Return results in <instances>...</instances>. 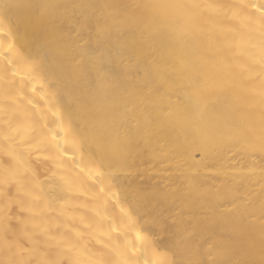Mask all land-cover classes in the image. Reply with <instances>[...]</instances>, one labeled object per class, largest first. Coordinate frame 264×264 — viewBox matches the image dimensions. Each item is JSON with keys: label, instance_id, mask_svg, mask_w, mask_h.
<instances>
[{"label": "bare ground", "instance_id": "6f19581e", "mask_svg": "<svg viewBox=\"0 0 264 264\" xmlns=\"http://www.w3.org/2000/svg\"><path fill=\"white\" fill-rule=\"evenodd\" d=\"M0 264H264V0H0Z\"/></svg>", "mask_w": 264, "mask_h": 264}, {"label": "rangeland", "instance_id": "374dc122", "mask_svg": "<svg viewBox=\"0 0 264 264\" xmlns=\"http://www.w3.org/2000/svg\"><path fill=\"white\" fill-rule=\"evenodd\" d=\"M103 16H104V15H100V17H103ZM81 20H83V19H81ZM84 43H85V41L82 40L80 44H84ZM105 53H106L105 50H100V51H98L97 55H98V56H102V55L105 54Z\"/></svg>", "mask_w": 264, "mask_h": 264}]
</instances>
